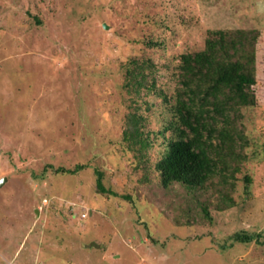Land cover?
<instances>
[{
    "label": "rangeland",
    "instance_id": "374dc122",
    "mask_svg": "<svg viewBox=\"0 0 264 264\" xmlns=\"http://www.w3.org/2000/svg\"><path fill=\"white\" fill-rule=\"evenodd\" d=\"M238 29L257 34L258 80L229 113L234 178L163 188L179 55ZM134 61L143 78L127 87ZM132 111L141 151L124 138ZM3 177L0 264H264V0H0Z\"/></svg>",
    "mask_w": 264,
    "mask_h": 264
},
{
    "label": "trees",
    "instance_id": "16d2710c",
    "mask_svg": "<svg viewBox=\"0 0 264 264\" xmlns=\"http://www.w3.org/2000/svg\"><path fill=\"white\" fill-rule=\"evenodd\" d=\"M214 33L218 37L207 38L203 49L179 55L176 68L179 86L170 96V99L173 97L169 105L172 117L165 127L170 131V136L166 139L160 159L155 163L159 185L163 188L179 184L188 192L203 194L217 183H228L238 169L230 165L232 161L238 162L233 147L239 132L229 113L256 101L253 84L258 80L254 48L257 34L242 29L226 33L228 36L222 31ZM148 62L151 63V59ZM134 63V67L127 70V87L133 83L139 84V81H134L138 73L143 78L140 71L146 64ZM136 70H139L138 73ZM130 113L131 118L123 131L124 138L139 144L141 151L147 144L142 137L141 116L134 111ZM83 167V164H76L72 169L59 167L56 170L74 174ZM95 172L97 190L115 195L113 190L104 187L103 173L98 169ZM215 176L219 178L217 182L214 181ZM223 197L229 199L230 203L234 202L226 194ZM198 204L199 210L210 218L207 204ZM236 238L243 242L255 239L253 234L247 233H237Z\"/></svg>",
    "mask_w": 264,
    "mask_h": 264
},
{
    "label": "water",
    "instance_id": "95a60500",
    "mask_svg": "<svg viewBox=\"0 0 264 264\" xmlns=\"http://www.w3.org/2000/svg\"><path fill=\"white\" fill-rule=\"evenodd\" d=\"M5 180H6L5 177H3V178L0 179V186L4 183Z\"/></svg>",
    "mask_w": 264,
    "mask_h": 264
}]
</instances>
